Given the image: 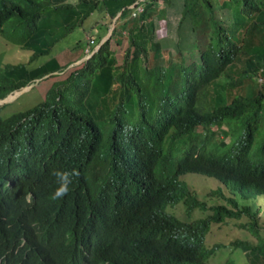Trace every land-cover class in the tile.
<instances>
[{
  "label": "trees",
  "instance_id": "trees-1",
  "mask_svg": "<svg viewBox=\"0 0 264 264\" xmlns=\"http://www.w3.org/2000/svg\"><path fill=\"white\" fill-rule=\"evenodd\" d=\"M137 2L0 0V38L30 52L0 53V101L63 70L51 52L75 30L90 35L70 49L92 53L41 102L0 115V264H235L212 262L223 245L205 238L244 217L258 241L231 246L264 264V0H144L133 18ZM171 15L175 42L157 39ZM98 16L115 21L102 43ZM124 38L118 65L110 45ZM53 170L75 173L58 200ZM195 175L229 206L199 201Z\"/></svg>",
  "mask_w": 264,
  "mask_h": 264
},
{
  "label": "rangeland",
  "instance_id": "rangeland-1",
  "mask_svg": "<svg viewBox=\"0 0 264 264\" xmlns=\"http://www.w3.org/2000/svg\"><path fill=\"white\" fill-rule=\"evenodd\" d=\"M71 1L76 2V0ZM161 5V2H159V5L157 4V6L159 7ZM96 19V27L105 25L108 28V30H106V33H104V36L101 40L102 42L105 38L109 36V34H111L110 32H112L113 30L115 21L113 20L112 22H108V20L102 18L101 16H98ZM169 21L171 23L168 22V26L166 25V22L164 20H161L157 23L156 36L159 40L171 38L173 42H175L176 36L174 27L177 21L176 16L171 15ZM89 35L90 34L88 32L84 33L83 29H77L69 36H67L64 40L59 42L51 52V56H53L61 66H64V69L61 70L59 73L46 76L43 79L34 82L31 86L10 93L3 101H0V106L4 105V107L1 109L0 115L3 117H7L16 112L25 111L31 108L32 106L38 104L44 99L47 90L55 81L65 79L70 72L79 68L82 62L87 57H90L92 53L88 52L86 49L84 52L81 51L80 55V53H77L78 51H72L70 47H72L74 43L77 42L79 39L84 38L86 40ZM110 46L115 52L118 65L121 64L123 53L127 47L126 39H122L121 45L119 46L115 45V43L112 41ZM96 49L97 48L93 50L95 51ZM0 53L3 54V62L10 64L27 63V60L30 55V52L23 51L18 47L9 44L3 38H0ZM47 59L48 57H41L37 61L33 62L31 66L35 67L41 64L42 62L46 61ZM187 179L191 181L190 186L194 190L197 199L201 202H205L207 207L215 205L229 206L228 204H226L224 199L218 196L211 195V189H215L217 187L225 189L222 184L206 180L205 178L196 175L188 176L186 180ZM204 183H206L209 188H207ZM224 193L227 195L226 189L224 190ZM259 205L262 210L258 214L259 224L264 228V203ZM170 211L172 212L170 208L166 209L167 213H170ZM208 213H210L209 210H207L206 213H204L203 215L199 211H195L193 212V218L196 219L198 217H201V215L204 217ZM175 215L182 219L185 218L181 206L176 207ZM245 223H247V218L244 217L240 220H226L225 223L219 225L214 224L212 226L211 230L205 238L206 244L208 246H213L215 244L223 245L222 248L218 249L215 257L211 258L212 262L222 263L226 259H231L232 261H234L235 264H245L243 254L234 246H231V244L237 241L245 242L250 247H254L256 245L258 239L251 235L247 230L243 229L242 225H244ZM260 236L264 238L263 231L260 233Z\"/></svg>",
  "mask_w": 264,
  "mask_h": 264
},
{
  "label": "clouds",
  "instance_id": "clouds-1",
  "mask_svg": "<svg viewBox=\"0 0 264 264\" xmlns=\"http://www.w3.org/2000/svg\"><path fill=\"white\" fill-rule=\"evenodd\" d=\"M52 175L55 177L56 187L51 193V199L58 200L70 191L72 177L75 173H69L66 170H53Z\"/></svg>",
  "mask_w": 264,
  "mask_h": 264
},
{
  "label": "built area",
  "instance_id": "built-area-1",
  "mask_svg": "<svg viewBox=\"0 0 264 264\" xmlns=\"http://www.w3.org/2000/svg\"><path fill=\"white\" fill-rule=\"evenodd\" d=\"M144 0H138L137 3L131 6L132 8V17H136L137 14H139L142 11V7L139 5V3L143 2Z\"/></svg>",
  "mask_w": 264,
  "mask_h": 264
},
{
  "label": "water",
  "instance_id": "water-1",
  "mask_svg": "<svg viewBox=\"0 0 264 264\" xmlns=\"http://www.w3.org/2000/svg\"><path fill=\"white\" fill-rule=\"evenodd\" d=\"M110 33H111V32H110ZM109 36H110V34H109ZM109 36H108V37H109ZM108 37H107V38H108ZM107 38H105L103 41H105ZM103 41H102V42H103ZM102 42H101V43H102ZM97 48H98V47H97ZM87 58H88V57H87ZM87 58H86V59H87ZM3 100H4V99H3Z\"/></svg>",
  "mask_w": 264,
  "mask_h": 264
}]
</instances>
